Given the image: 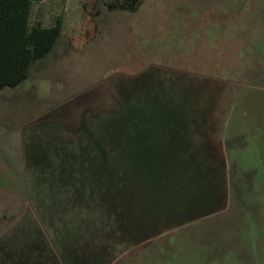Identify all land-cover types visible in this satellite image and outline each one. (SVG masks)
I'll return each instance as SVG.
<instances>
[{"label": "rangeland", "instance_id": "obj_1", "mask_svg": "<svg viewBox=\"0 0 264 264\" xmlns=\"http://www.w3.org/2000/svg\"><path fill=\"white\" fill-rule=\"evenodd\" d=\"M86 1L35 6L63 36L0 101V260L65 264L57 223L78 264L130 231L105 264H264V0ZM105 169L129 180L112 201L89 193Z\"/></svg>", "mask_w": 264, "mask_h": 264}, {"label": "trees", "instance_id": "obj_2", "mask_svg": "<svg viewBox=\"0 0 264 264\" xmlns=\"http://www.w3.org/2000/svg\"><path fill=\"white\" fill-rule=\"evenodd\" d=\"M43 1L44 0H0V90L15 89L26 82L31 76L33 67L39 61L46 59L55 50L56 45L63 36L65 27L64 17L61 16L56 18L55 23L51 26H46L37 19L33 21L34 8ZM140 2L141 0H87L84 3V8L89 10L90 15L101 5L112 10H129L133 12L138 9ZM189 152L183 151V154L189 155ZM199 155H201L200 159L204 158V155L201 154V150H199ZM208 156H210V154ZM187 162L195 164L194 160L192 161L190 158V155ZM194 170L196 182L198 171L196 174V168H194ZM207 170L208 169L204 170V168H202L201 171L206 173ZM210 176L211 174H209V177ZM142 178L143 176L140 177L141 187H137L135 189V194L129 196L126 201L128 202L127 204H129V202L133 203V201L136 200H143L142 187L143 185H148L149 180L147 181ZM128 181L127 178H116L115 175H112V173L108 174L106 171V174H102L100 179L93 180L94 189H91L89 193L91 196L100 195L103 201H112V197L115 193L119 192V187ZM201 205L202 204L194 206L190 213L201 209ZM177 222V220L169 221L166 225H173ZM158 223L160 222H153L155 227L158 226ZM95 226L105 230L109 226V221L97 219ZM47 229L55 247L63 257L65 264H78L80 261L79 255L83 252L79 254V245L76 239L77 232L74 231V235L72 236L73 240L69 243L67 233L64 234L62 228L59 232L57 223H55L54 226L47 227ZM154 229L149 233L154 231ZM105 233L107 232H101L99 234L100 238H97L101 242H108L106 245L102 246L105 250L103 251L104 254H102V258L99 259V261H101L100 264L110 263L113 256H117L121 253L125 247V242L129 243L139 239H133L132 236H129L131 235V231L127 233L124 232L125 234L120 236V238H115V236H111L110 238L103 237ZM85 241L86 240L83 241V245ZM46 243L45 245L50 247L47 241ZM101 251L100 248L98 252L101 253ZM11 260L4 261L2 257L0 263L25 264L23 257H20L18 260Z\"/></svg>", "mask_w": 264, "mask_h": 264}, {"label": "crops", "instance_id": "obj_3", "mask_svg": "<svg viewBox=\"0 0 264 264\" xmlns=\"http://www.w3.org/2000/svg\"><path fill=\"white\" fill-rule=\"evenodd\" d=\"M21 89V86H19V87H17V88H15V89H5V90H0V101L1 100H3V92H6V91H11V92H18L19 90ZM4 121H3V117H0V136H1V139L3 140V135H9L10 133H14L13 131H15L14 130V127L13 128H11L10 127V125H9V123H7V125H8V128L6 127H4V125H6V124H4L3 123Z\"/></svg>", "mask_w": 264, "mask_h": 264}]
</instances>
